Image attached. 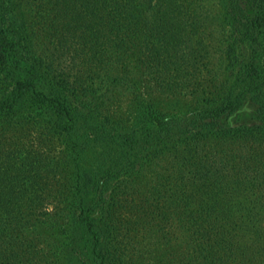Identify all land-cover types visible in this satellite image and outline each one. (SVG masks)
I'll use <instances>...</instances> for the list:
<instances>
[{"label":"trees","instance_id":"1","mask_svg":"<svg viewBox=\"0 0 264 264\" xmlns=\"http://www.w3.org/2000/svg\"><path fill=\"white\" fill-rule=\"evenodd\" d=\"M93 259L264 264V0H0V264Z\"/></svg>","mask_w":264,"mask_h":264},{"label":"rangeland","instance_id":"2","mask_svg":"<svg viewBox=\"0 0 264 264\" xmlns=\"http://www.w3.org/2000/svg\"><path fill=\"white\" fill-rule=\"evenodd\" d=\"M186 102H188L189 103V105H192L193 104V101L190 99V98H188V100H185V103ZM166 107H168V106H166ZM169 109V108H168ZM93 264H96V262H95V260L93 259Z\"/></svg>","mask_w":264,"mask_h":264}]
</instances>
